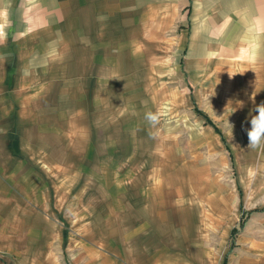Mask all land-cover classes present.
<instances>
[{"label":"rangeland","instance_id":"1","mask_svg":"<svg viewBox=\"0 0 264 264\" xmlns=\"http://www.w3.org/2000/svg\"><path fill=\"white\" fill-rule=\"evenodd\" d=\"M179 39L11 61L0 264H264V149L248 148L237 91ZM148 110L162 113L155 139Z\"/></svg>","mask_w":264,"mask_h":264},{"label":"crops","instance_id":"2","mask_svg":"<svg viewBox=\"0 0 264 264\" xmlns=\"http://www.w3.org/2000/svg\"><path fill=\"white\" fill-rule=\"evenodd\" d=\"M1 26L0 90L21 51L45 57L88 38H180L189 61L219 68L226 89L237 91L242 122L264 102V0H0ZM14 103L0 97V123L14 116Z\"/></svg>","mask_w":264,"mask_h":264},{"label":"clouds","instance_id":"3","mask_svg":"<svg viewBox=\"0 0 264 264\" xmlns=\"http://www.w3.org/2000/svg\"><path fill=\"white\" fill-rule=\"evenodd\" d=\"M99 20L106 19L105 17H98ZM5 33L2 30V27H0V38H4ZM229 76H233L229 73ZM257 92H253L252 94V101L255 104V96ZM239 106L243 107V102H239ZM256 114L251 115L250 118V128L247 129V137H248V148L252 150L256 149H264V102H261L260 104L256 105L254 110ZM162 113L157 111L148 110L144 113V120L147 122L150 129H153L155 131H151L149 135L152 138H157L159 133V125L161 123ZM231 132L230 136L231 139L233 138V126L230 124Z\"/></svg>","mask_w":264,"mask_h":264},{"label":"trees","instance_id":"4","mask_svg":"<svg viewBox=\"0 0 264 264\" xmlns=\"http://www.w3.org/2000/svg\"><path fill=\"white\" fill-rule=\"evenodd\" d=\"M198 112V111H197ZM199 114H201L200 112H198ZM201 115H203V114H201ZM204 116V115H203ZM205 117V116H204ZM209 122V121H208ZM214 129H215V131H217L218 132V130L214 127ZM240 227H242V222H240ZM236 234H237V230H236V228H233L232 229V231H231V234H230V238L232 239V245L229 247V250H228V253L233 249V247H234V237L236 236ZM227 253V254H228ZM225 261H226V256H225ZM225 264V263H224Z\"/></svg>","mask_w":264,"mask_h":264}]
</instances>
